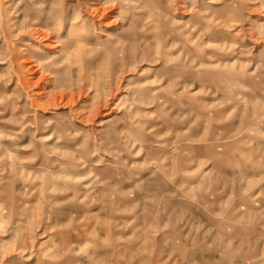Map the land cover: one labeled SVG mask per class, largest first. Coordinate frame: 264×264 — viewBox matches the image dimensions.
<instances>
[{"label": "rangeland", "instance_id": "1", "mask_svg": "<svg viewBox=\"0 0 264 264\" xmlns=\"http://www.w3.org/2000/svg\"><path fill=\"white\" fill-rule=\"evenodd\" d=\"M0 264H264V0H0Z\"/></svg>", "mask_w": 264, "mask_h": 264}, {"label": "crops", "instance_id": "2", "mask_svg": "<svg viewBox=\"0 0 264 264\" xmlns=\"http://www.w3.org/2000/svg\"><path fill=\"white\" fill-rule=\"evenodd\" d=\"M72 26H73V24L70 25V27H72ZM105 36L107 37V35H105ZM28 68H29V67H28Z\"/></svg>", "mask_w": 264, "mask_h": 264}, {"label": "bare ground", "instance_id": "3", "mask_svg": "<svg viewBox=\"0 0 264 264\" xmlns=\"http://www.w3.org/2000/svg\"><path fill=\"white\" fill-rule=\"evenodd\" d=\"M108 37V36H107Z\"/></svg>", "mask_w": 264, "mask_h": 264}]
</instances>
